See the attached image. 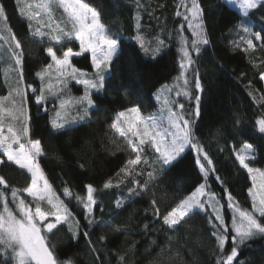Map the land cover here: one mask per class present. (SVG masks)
Listing matches in <instances>:
<instances>
[{
	"label": "trees",
	"instance_id": "16d2710c",
	"mask_svg": "<svg viewBox=\"0 0 264 264\" xmlns=\"http://www.w3.org/2000/svg\"><path fill=\"white\" fill-rule=\"evenodd\" d=\"M91 3L102 13V22L108 25L113 33H118V53L113 58V63L105 75L106 88L101 92H93V100L96 108L92 109L91 118L78 121L79 130L75 136V142L82 152L91 161L96 174L106 182L112 179L119 187L103 189V184L94 186L98 192L95 194L97 206L95 215L98 220H110L115 223H128L127 234L114 233L109 226L95 224L83 230L90 232L93 244L101 248L103 258L110 264H120L116 249L121 254L127 252L129 247L134 249L126 259L129 264H216L218 257H225L230 253L232 241L229 238L225 243L223 253L217 250V243L211 232L214 230L209 223V217L213 223L215 219L210 209L207 212H198L175 230H170L163 224L162 219L153 215L149 201L155 199L163 213L174 200L188 194L195 183L204 182L195 165V154L192 150H186L184 159L177 167L183 177V183L173 180L174 172L161 176L154 182L149 190L124 208L117 209L115 201L124 198L127 201L128 188L132 186L130 180L133 177H124L117 173L124 166L129 152L125 151L122 138L118 137L109 125L115 114L119 111L139 104L141 112L148 114L158 110V103L153 93L169 84L179 74V42L177 30L184 24V35L191 40V30L187 28V22L183 15L177 16V11L183 14L184 9L179 7L180 0H139L141 7H137V0H85ZM190 3V0H187ZM203 8V20L209 39L207 46H202V53L197 67L203 77L205 91L202 94L201 116L197 120L196 135L209 150L213 158L217 172L210 174L207 184L209 190L217 194L220 203L224 205L223 214L226 224L229 226L231 209L228 208L227 197L224 189L232 193L242 207H250L251 198L247 189L252 186V181L246 170L240 169L235 161L232 149H239L242 142L247 140L253 143L254 166L264 168V133H260L256 121L264 116V101L260 97L264 95V81L260 80V73L264 71V40L253 39L254 49L245 51V40L250 38L239 27L241 21L256 32L264 36V0L256 9L249 11V16L241 15L236 9L230 7L223 0H198ZM41 0H0L7 11V24L22 41L24 51L25 84L33 83L39 86V78L35 76L41 66L50 62L44 49L54 41L44 37V43L39 37L31 38L26 16H21L20 8L28 11H41L36 5ZM28 5H32L29 9ZM62 9H54V17L59 19ZM140 15L139 32L135 27V16ZM43 20L48 21L47 15L41 12ZM3 21H0L2 24ZM39 24L32 21L34 31ZM44 31L49 29L44 28ZM140 34L146 47L154 46L156 40L163 39L166 47L153 56L145 53L140 48V43L135 36ZM171 37V38H169ZM243 37V39H242ZM0 44L4 41L0 40ZM74 50H79L77 41L68 45ZM206 47V51L203 48ZM59 52V48H56ZM7 45L0 51V96H5L15 86L18 79L15 73H7L9 64ZM75 67L87 73H93L91 56L85 53L80 57H73ZM83 93V86L75 80H69L68 88L64 90L62 99L78 97ZM251 93V95L249 94ZM30 124L36 138L44 139L55 131L51 129L50 118L54 115L53 109L57 104V97L49 96L43 107L35 104L34 96L30 89L27 90ZM103 97V100L97 99ZM255 97V99L253 98ZM8 103L7 101L5 102ZM47 109V111L45 110ZM77 107L69 109V119L75 116ZM240 123L237 124L236 121ZM72 124V125H75ZM240 134L237 135L236 130ZM113 140L116 143H113ZM119 146V147H118ZM224 148L221 152L218 149ZM145 158H154L153 151L149 148ZM39 163L48 177L50 183L56 189L61 198L65 199L72 208L74 214L82 225H87L83 216V207L72 198L63 197L64 187H68L74 195L86 196V185L82 189L70 187L66 181L61 167L50 170L41 156ZM138 169L146 167L136 166ZM80 170L83 167H79ZM62 171V172H61ZM0 174H4L10 184L17 188H23L30 183V175L26 170H21L15 165L0 166ZM215 175H220L225 184L215 180ZM141 182L145 176H136ZM27 200L31 197L23 194ZM147 209V211H145ZM114 217V219H113ZM129 217L131 219L129 220ZM150 227L147 231L143 225ZM101 235H107L109 242L103 247L98 241ZM50 239L56 244L60 261H71L72 264H94L89 251L88 239L80 235L78 239H72L67 226L57 232ZM109 251H104V249ZM215 253V254H214ZM4 257L0 256V260ZM264 264V237H256L240 245L239 255L234 264Z\"/></svg>",
	"mask_w": 264,
	"mask_h": 264
},
{
	"label": "snow or ice",
	"instance_id": "6c2138e0",
	"mask_svg": "<svg viewBox=\"0 0 264 264\" xmlns=\"http://www.w3.org/2000/svg\"><path fill=\"white\" fill-rule=\"evenodd\" d=\"M229 2L238 4L245 17L249 16L250 10L256 9L258 4H261V0H229ZM137 7H141L139 0ZM179 7H182L184 12L182 14L177 11L176 15H183L187 28L191 30L192 38L189 40V37L184 35V24H181L176 33L180 52L179 75L175 78L178 86L165 84L158 90L156 99L162 102L158 111L145 115L137 103L117 112L109 125L110 129L122 138L124 150L129 152L117 176L123 174L124 177H133L130 180L132 186L128 188L127 201L124 198L117 199L115 207L124 208L126 202L131 203L133 198L145 194L154 182L169 172L175 173L173 180L183 183L184 177L177 171V167L185 158L186 149L193 150L196 153L195 165L198 166L204 182L193 184L187 195L174 200L163 213L160 212L154 198L155 193L149 204L153 209V215L162 219L163 224L170 230L187 224L192 216L198 212H207L208 208H211L218 223H213L211 217L208 222L214 229L211 236L216 240L218 252H224L229 237L232 241L230 253L226 258L218 257L216 264H234L239 255L240 245L256 237H264V168L254 166L253 143L245 140L239 149L235 147L232 149L235 161L240 169L246 170L252 186L247 189L251 198L250 207H242L232 193L227 188L224 189L227 206L232 209L231 229H229L223 214L224 205L220 203L217 194L209 190L207 184L210 174L217 172L216 166L209 150L195 131L196 122L201 116L202 94L205 91L203 77L197 64L202 46H207L210 42L204 26L203 8L198 0H190V3L187 0H180ZM28 8L31 9L32 5H28ZM36 8L41 11L26 12L24 8H20L21 16H26L28 20L31 38L39 37L40 42L44 43L43 38L47 37L49 41L55 42V47L49 44L44 49L47 57H50V62L44 63L35 72V76L40 81L39 86H34L33 83L25 84L22 41L8 26L7 11L0 4V21H3L0 24V40L4 41V44H0V51L4 50L6 44L9 59L12 61L7 73H15L18 77L12 90L7 95L0 96V166L15 165L21 170H26L30 175V183L23 188H17L10 184L4 174H0V256L4 257L0 260V264H72L71 261L59 260L56 244L50 239L51 236L62 231L64 226H67L72 239H78L80 235L89 238L87 242L94 264H110L103 258L101 248L92 243L90 232L83 229L95 224H104L114 233L127 234L128 223L113 224L110 220L96 218L95 194L98 190L92 184L85 186L86 196L74 195L68 187H64L62 192L63 197L74 198L79 205H82L86 226L81 224L69 203L61 198V194H58L50 183L39 163V158L44 155V148L41 139L35 137L31 128L27 90H31L38 107H43L49 96L59 99V108L53 109L54 115L50 118L51 129L56 132L66 127L70 128L78 121L90 119L92 109L97 106L92 98L93 92H101L106 88L105 73L109 71L113 58L118 53V33H113L108 25L102 22L101 11L85 0H41ZM54 9H62L59 19L53 15ZM41 12L47 15V22L40 23L43 20ZM140 19V15L137 14L135 27L138 32L141 27ZM33 20H37L39 26L31 31ZM239 27L250 37L245 40V51L256 47L253 39L264 40L261 32L253 31L244 21H241ZM44 28L49 31L42 30ZM135 39L145 53L150 52L154 57L166 47L163 39L158 38L155 45L150 47L145 46L140 34H137ZM75 41L79 42V50L68 46ZM56 48H59V52ZM203 50L206 51V47ZM85 53L91 55V66L94 69L91 76L72 63L73 57H80ZM69 80L84 85L83 96L72 99L61 98L64 90L68 88ZM260 80L264 81V71L260 73ZM164 93H174V97L170 99ZM180 97L188 102L187 105L179 101ZM97 99L102 101L103 97ZM260 100L264 101V95ZM70 104L78 108L76 115L71 119L67 111ZM236 123L239 124L240 121L237 120ZM256 124L259 132L264 133V116L259 118ZM236 133L240 134L239 129ZM113 143L115 144L116 141L113 140ZM149 148L154 155L151 160L145 158ZM218 150L223 152L224 148L220 147ZM138 165L146 167L138 169L136 167ZM145 175L143 182L135 178ZM215 180L222 185L225 184V180L220 175H215ZM119 186L120 181L114 184L112 179H109L102 187L110 189ZM23 194H27L31 200H27ZM149 227L148 224L143 225L145 231ZM98 241L103 247L109 242V237L101 235ZM134 247V245L130 246L123 254L118 249L115 250L120 264H129L126 257L131 254ZM104 251L109 250L105 248Z\"/></svg>",
	"mask_w": 264,
	"mask_h": 264
},
{
	"label": "rangeland",
	"instance_id": "374dc122",
	"mask_svg": "<svg viewBox=\"0 0 264 264\" xmlns=\"http://www.w3.org/2000/svg\"><path fill=\"white\" fill-rule=\"evenodd\" d=\"M223 1L226 4H228L230 7L236 9L241 15H243L238 4L230 3L229 0H223ZM107 73H105V75ZM88 74L89 76H91L92 72ZM175 78L168 84L169 86H173V85L178 86V82L175 80ZM53 83L55 84L54 80ZM82 86H83V93L78 97L83 96L84 94V85ZM158 90L153 93V97L155 99ZM164 95L168 96V98L170 99L174 97V93L172 94L164 93ZM156 101L158 103V110H159L161 108L162 102L158 101L157 99ZM179 101L181 103H185L186 105L188 103L183 97H180ZM72 107L73 106L71 104L68 105L67 111H69V109H72ZM56 108H59V100L57 101V104L55 106V109ZM78 130H79V125L75 124V125H71L70 128L66 127L64 130L60 132L55 131L51 136L41 139L42 146L44 148V155L42 157L48 169L53 171L58 169V167H61L63 171V175L65 176L66 181L70 187L82 189L83 185L85 186L87 184H92L93 186H100L104 183V179L96 174L91 159L82 152L80 147L75 142V136ZM193 153L196 156V153L194 151ZM80 165H83V168L81 170L80 168L78 169V166L80 167ZM208 209H210L212 212L211 208ZM231 217H232V209H231ZM231 217H230L229 229H231ZM215 223L218 222L215 221ZM229 238L231 239V237Z\"/></svg>",
	"mask_w": 264,
	"mask_h": 264
}]
</instances>
